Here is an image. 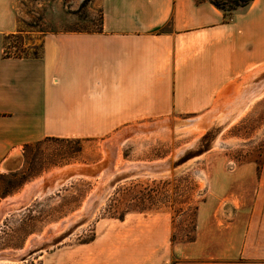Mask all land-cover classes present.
Returning <instances> with one entry per match:
<instances>
[{"label": "crops", "instance_id": "obj_1", "mask_svg": "<svg viewBox=\"0 0 264 264\" xmlns=\"http://www.w3.org/2000/svg\"><path fill=\"white\" fill-rule=\"evenodd\" d=\"M96 1L100 29L49 31L40 54L16 57L5 55V36L19 31V0H0V166L48 138L237 119L263 90L264 0L231 19L213 0ZM252 201L239 246L208 260L168 259L161 217L140 228V245L110 227L49 264H264V166Z\"/></svg>", "mask_w": 264, "mask_h": 264}, {"label": "rangeland", "instance_id": "obj_2", "mask_svg": "<svg viewBox=\"0 0 264 264\" xmlns=\"http://www.w3.org/2000/svg\"><path fill=\"white\" fill-rule=\"evenodd\" d=\"M84 1L19 0V31L5 36L7 52L40 54L49 31L100 29V4ZM258 82L263 90L237 119L24 146L0 166V264H49L53 252L89 243L110 227L140 245V228L161 217L170 260L203 261L237 248L264 166V74ZM135 184V192L161 201L112 217L110 199Z\"/></svg>", "mask_w": 264, "mask_h": 264}, {"label": "trees", "instance_id": "obj_3", "mask_svg": "<svg viewBox=\"0 0 264 264\" xmlns=\"http://www.w3.org/2000/svg\"><path fill=\"white\" fill-rule=\"evenodd\" d=\"M87 1H90V0H85L83 2V5ZM253 1L254 0H230L231 4L233 5L231 6V8H226L225 3H220L217 1H213V3L217 7H219L221 10L224 11L228 19H231L237 11L245 10L252 4ZM231 10H235V13L229 12ZM11 36L17 37L16 34H11ZM5 55L6 56H16V57H28L29 56V55H22L16 52L15 53L7 52L6 47H5ZM34 55H37V54H34ZM45 140H70V139L48 138ZM40 142H36V143H40ZM32 144H35V143H32ZM28 145L30 144H27L25 146H28ZM0 178H1V174H0ZM138 185L139 184H135L134 186H125L117 190V192L114 194V198L110 199L111 201L108 204V207L106 209L109 212V214L112 215V217L122 219L125 217V215L128 212H131V211L143 212L145 210L152 209L153 206L156 205V203L161 201L162 197L157 198V196H149V199H147L143 191L140 189L137 192H135L134 190L138 187ZM147 201L151 203L150 207H147L146 205Z\"/></svg>", "mask_w": 264, "mask_h": 264}, {"label": "bare ground", "instance_id": "obj_4", "mask_svg": "<svg viewBox=\"0 0 264 264\" xmlns=\"http://www.w3.org/2000/svg\"><path fill=\"white\" fill-rule=\"evenodd\" d=\"M110 151H111V149H110ZM113 152V151H112ZM114 153V152H113Z\"/></svg>", "mask_w": 264, "mask_h": 264}]
</instances>
